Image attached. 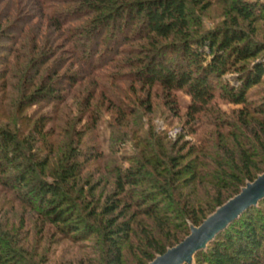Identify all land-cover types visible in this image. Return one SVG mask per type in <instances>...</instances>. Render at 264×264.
<instances>
[{
    "label": "trees",
    "instance_id": "1",
    "mask_svg": "<svg viewBox=\"0 0 264 264\" xmlns=\"http://www.w3.org/2000/svg\"><path fill=\"white\" fill-rule=\"evenodd\" d=\"M215 1L229 0H0V189L65 239L100 237L102 264H124L128 241L148 263L264 171V90L254 89L264 83V41L245 28L264 21V5L233 1L230 23L204 30L196 13ZM154 89L175 115L177 93L187 94L186 134L204 127L203 135L180 145L151 129L141 152L120 165L110 154L125 135L108 123L111 153L100 149L99 107L115 109L116 125L133 126L138 108L128 102L150 111ZM70 99L91 132L84 145ZM215 99L237 106L236 119L222 118ZM33 107L44 111L25 132ZM92 165L112 180L103 204L94 173H85ZM8 237L0 229V264L47 263V251ZM195 257L264 264V198Z\"/></svg>",
    "mask_w": 264,
    "mask_h": 264
},
{
    "label": "rangeland",
    "instance_id": "2",
    "mask_svg": "<svg viewBox=\"0 0 264 264\" xmlns=\"http://www.w3.org/2000/svg\"><path fill=\"white\" fill-rule=\"evenodd\" d=\"M233 1L235 2L236 0H229L227 4L220 3L219 1H215L212 2L207 9L202 10V12L200 13L197 12L196 14L200 16V20H201L200 25L202 29L207 30L213 28H220L222 26L228 25L230 23V19L232 15L228 11L229 10L228 4H232ZM246 1L257 2L260 5H264V0H246ZM251 26H252L251 29L249 27H245V28L247 33L250 34L253 33L252 35L253 40L264 41V21H256ZM253 62L254 61L250 63ZM235 75L236 73L229 75V78L232 79ZM122 85L123 87H125L127 91H129L128 88L130 87V85L128 83L124 82L122 83ZM254 89H257L258 91H260L261 89L264 90V83L257 86ZM145 95H147L146 90L138 91V93H136V99L137 98L144 99ZM149 95H151L150 111H147L146 110L147 108L144 105L139 106V103L128 102L129 106L134 104V106L138 108L139 115L137 116V119L133 125V126L135 125L137 126L135 128H133V126H128L127 120H120L119 123L117 121L119 125H116V122H113V113L115 109H109L110 108L109 106L99 107V109L102 111V116L100 117V121H98L97 130H98L99 139L104 143L103 145L99 146L100 149L104 151L106 154L107 153L109 154V152L111 153L112 144L109 143L110 139L112 138L111 135L112 134L114 135L115 132L119 133L120 135L124 133L125 135L123 136V139H121L122 140L121 143L119 141L118 143H116V145H118L120 149L110 154L112 156L117 155V157H119L118 163H120V165L123 166L129 165L130 164V161L128 160L129 157L132 156L134 153L141 152V149L143 147V143L141 140L143 139L148 140L149 130L151 129L156 134L157 139L163 136L166 137L167 141L175 142V143L177 142L180 145L183 142L184 143L198 142V140H200V137L203 135L202 129L204 127L198 128L192 134H186V131L189 128L184 125L185 110L190 101V97L187 94H185L184 92L177 93V98L180 107L178 115H175L172 112V110H170L169 107L164 103L163 95L161 94V92H158L156 89H154L150 92ZM138 99L137 102H139ZM67 103L69 105L72 103V107L67 106L70 120H72L70 122H72L73 125H75L77 129H79V131H81V129L82 131H84V135L82 137L83 145H84V141L90 137V133H91V132H86V130H84V127L87 125L85 124L87 119L86 117H84L82 121L78 119L79 117L78 115L81 114V112L76 107L73 99H70V101H68ZM211 106H214L215 110L218 109L222 118L230 119V120L236 119V111L238 108L237 106L219 99L213 100ZM42 111L44 110H41L38 107H33L26 110L25 114L29 122L22 124L21 128H23L25 132L31 131L32 122L30 123V121L32 119L33 120L36 119V117ZM111 122L115 124L114 126L115 127L114 129L116 130L115 132H111V130H109V128L107 127V124ZM137 129L138 132L132 133ZM32 136L35 139H37L38 137V136L36 137V135L33 133ZM71 137L73 138V136ZM71 137L68 138L70 139ZM138 137L140 138V141L137 140ZM156 137L154 136L151 139L152 143L154 142ZM94 168L95 167H93V165L89 166L85 170V173L88 172H90L91 174L94 173L93 174L94 178L91 181H92V185L97 186V189L95 190V197L97 198V201L100 200L99 202L100 204H103L105 202L106 194L109 193L112 187L111 186L112 180L110 178L109 180H107L106 179L107 176L105 175H103L104 179L97 178L102 173L100 171H95ZM259 202L256 206L259 205ZM43 223L44 222L38 216V214L35 213V211L30 210L28 207L24 206L23 204L17 203L15 199H13L11 196H9L7 193H5L0 189V229L2 231L7 232L9 237H12L14 239L13 241H15L16 239L19 240V242L22 245L23 244L25 245L24 246L25 248H28L27 247L28 245L33 248L34 245L35 250L39 251L40 253L42 250L47 251L46 256L48 257V261L46 264H54V263L59 264L60 262L63 261L66 262L69 260H71L73 264H102V262L100 261V255L102 249L100 237L93 235V238H89L85 241L72 242L68 239L63 238L60 234H58L55 231L53 225H49V224L45 225ZM134 237L135 236L133 235L132 239L135 240ZM134 249H135V244L130 245V241H128L124 245L123 247L124 264H137L138 260L140 261L142 260L140 258L141 256L140 253L139 254L134 253L135 252ZM30 252L32 253L33 251ZM142 262L148 264L150 261L147 263L143 259ZM196 263H197L196 257L194 256L193 264Z\"/></svg>",
    "mask_w": 264,
    "mask_h": 264
},
{
    "label": "water",
    "instance_id": "3",
    "mask_svg": "<svg viewBox=\"0 0 264 264\" xmlns=\"http://www.w3.org/2000/svg\"><path fill=\"white\" fill-rule=\"evenodd\" d=\"M263 198L264 171L246 182L238 193L218 206L199 225L191 224L184 239L156 255L148 264H193L197 252L206 250L218 233Z\"/></svg>",
    "mask_w": 264,
    "mask_h": 264
}]
</instances>
